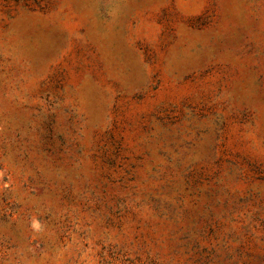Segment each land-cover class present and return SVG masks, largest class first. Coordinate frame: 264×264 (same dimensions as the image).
<instances>
[{
    "label": "rangeland",
    "instance_id": "obj_1",
    "mask_svg": "<svg viewBox=\"0 0 264 264\" xmlns=\"http://www.w3.org/2000/svg\"><path fill=\"white\" fill-rule=\"evenodd\" d=\"M0 264H264V0H0Z\"/></svg>",
    "mask_w": 264,
    "mask_h": 264
}]
</instances>
